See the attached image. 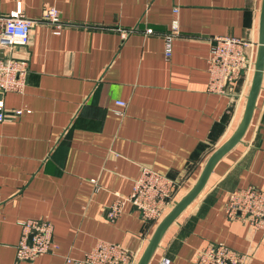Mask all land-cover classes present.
<instances>
[{"label":"crops","instance_id":"1","mask_svg":"<svg viewBox=\"0 0 264 264\" xmlns=\"http://www.w3.org/2000/svg\"><path fill=\"white\" fill-rule=\"evenodd\" d=\"M260 1L22 0L24 17L34 21L28 44L3 52L0 42V55L29 68L22 93L0 95V264H76L99 240L140 257L159 221L144 222L126 204L109 222L107 207L115 194L131 192L141 167L178 180L177 202L234 131L251 75L228 94H211L206 61L217 36L257 43ZM45 4L59 11L58 34L42 21ZM174 8L179 33L165 57ZM12 10L13 0H0V15ZM249 186L264 190V70L243 137L148 264H195L197 250L217 243L251 252L248 264H264V232L224 215L230 192ZM30 219L52 224L54 248L17 261L20 224Z\"/></svg>","mask_w":264,"mask_h":264},{"label":"built area","instance_id":"2","mask_svg":"<svg viewBox=\"0 0 264 264\" xmlns=\"http://www.w3.org/2000/svg\"><path fill=\"white\" fill-rule=\"evenodd\" d=\"M14 10L0 15V42L2 51L15 46H26L30 40V31L34 24L24 17L22 0H13ZM170 22V30L164 35V55L169 57L171 40L178 35L177 8ZM42 21L52 26L58 34L64 26L59 11L49 5L42 8ZM146 30V33H151ZM129 32L120 31L122 38ZM256 42L242 38L217 36L212 39L207 58V92L225 95L231 92L234 84L243 76L252 75ZM28 62L14 57H0V95L22 93L26 87ZM116 106L125 108L126 103L116 101ZM122 111H117L121 114ZM20 110L14 112L19 115ZM5 118L0 99V122ZM179 181L159 174L148 167H141L139 176L133 181L131 192L126 196L115 194L107 207L105 219L114 222L129 204L139 213L146 223H157L173 207ZM224 215L229 221L247 225L252 233L264 232V190L254 187L235 189L230 192L224 205ZM21 235L16 245L17 261L32 262L36 258L50 253L53 226L46 220H25L21 222ZM251 252H237L222 243L207 244L197 250L195 264H248ZM137 255L126 248L99 240L86 252L76 264H136ZM66 259V262H69ZM158 264H169L162 258Z\"/></svg>","mask_w":264,"mask_h":264},{"label":"water","instance_id":"3","mask_svg":"<svg viewBox=\"0 0 264 264\" xmlns=\"http://www.w3.org/2000/svg\"><path fill=\"white\" fill-rule=\"evenodd\" d=\"M3 55H0L2 57ZM264 70V0L260 1L259 16H258V34L255 57L253 63V72L251 75L248 93L246 95L244 110L242 116L230 136L208 157L204 164L197 180L189 191L183 195L169 212L156 225L146 247L141 253L136 264H148L158 243L168 227L174 222L179 214L198 196L204 188L212 170L217 162L226 155L237 143L240 142L246 129L248 128L254 109L258 93L260 90L262 74Z\"/></svg>","mask_w":264,"mask_h":264}]
</instances>
